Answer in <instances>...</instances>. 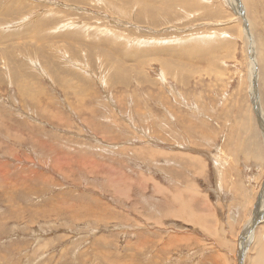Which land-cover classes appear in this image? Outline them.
Returning a JSON list of instances; mask_svg holds the SVG:
<instances>
[{"label":"rangeland","instance_id":"374dc122","mask_svg":"<svg viewBox=\"0 0 264 264\" xmlns=\"http://www.w3.org/2000/svg\"><path fill=\"white\" fill-rule=\"evenodd\" d=\"M239 1L0 0V264H249L264 0Z\"/></svg>","mask_w":264,"mask_h":264},{"label":"bare ground","instance_id":"6f19581e","mask_svg":"<svg viewBox=\"0 0 264 264\" xmlns=\"http://www.w3.org/2000/svg\"><path fill=\"white\" fill-rule=\"evenodd\" d=\"M232 4L234 5V7H236L237 5H240V7H241V5H243V2H242V4H241V1H239V0H232ZM232 5V6H233ZM241 10V9H240ZM237 12H239V10H236ZM242 11V10H241ZM244 11H245V9H244ZM251 23V22H250ZM245 27V26H244ZM247 28V27H246ZM249 28V27H248ZM251 29V28H250ZM253 42V41H252ZM251 52L253 53V48L251 49ZM253 56V55H252ZM255 58V57H254ZM253 58V59H254ZM257 59V58H256ZM257 63V62H256ZM256 73H257V70H256V67H255V65H254V68H252V75H253V79H251V80H253V82L252 83H256ZM253 85V84H252ZM254 86V85H253ZM253 89V88H252ZM252 97V96H251ZM259 100V99H258ZM256 106H257V104H256ZM257 108H258V113H259V116H260V118L262 119V121H260L261 122V125H262V127H263V130H264V117H263V115L261 114L262 113V110L260 109V107L259 106H257ZM247 113H249V112H247ZM253 113V112H252ZM239 115V114H238ZM241 115V114H240ZM250 117V116H249ZM251 118V117H250ZM173 119V118H172ZM253 125V124H252ZM251 129H253L252 128V126H251ZM253 131H255V130H253ZM264 133V132H263ZM251 136V135H250ZM255 152V151H254ZM259 153V152H258ZM257 159V158H256ZM260 209H262V208H260ZM263 210V209H262ZM263 214V213H262ZM263 218H264V216H262ZM259 221V220H258ZM256 231V230H255ZM252 233V232H251ZM253 234V233H252ZM252 237V236H251ZM245 239V237L243 238V240ZM245 241V243L243 244V245H246V243L249 241L248 240V238L247 239H245L244 240ZM260 244V243H259ZM258 244V248L257 249H259L258 250V252H257V254H256V256H254L250 261H249V264H264V245H259ZM244 252V251H243ZM241 257H242V255H241ZM244 260V259H243Z\"/></svg>","mask_w":264,"mask_h":264}]
</instances>
